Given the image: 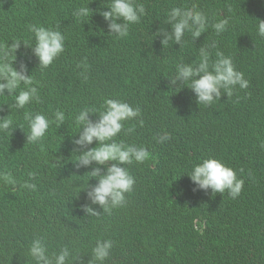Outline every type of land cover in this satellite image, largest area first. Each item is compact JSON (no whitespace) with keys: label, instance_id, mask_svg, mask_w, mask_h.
<instances>
[{"label":"clouds","instance_id":"obj_1","mask_svg":"<svg viewBox=\"0 0 264 264\" xmlns=\"http://www.w3.org/2000/svg\"><path fill=\"white\" fill-rule=\"evenodd\" d=\"M104 2L27 0L25 33L0 45V96L19 89L10 108L26 109L40 100L33 85L47 84L54 114L25 111L28 131L0 116V131L20 128L38 143L53 122L75 115L77 127L71 162L59 156L48 170L31 163L0 183V264H264V142L249 154L236 137L197 124L264 75V5L258 24L242 26L228 48L201 45L209 26L201 6H173L164 20L171 28L158 29L148 51L177 49L191 63L162 70L156 83L141 76L127 44L144 4L110 0L97 11ZM75 18L85 21L75 26ZM228 25L224 18L211 27L219 35ZM165 86H186L187 104L165 100ZM260 121L264 135V108ZM151 175L183 213L167 235Z\"/></svg>","mask_w":264,"mask_h":264},{"label":"trees","instance_id":"obj_2","mask_svg":"<svg viewBox=\"0 0 264 264\" xmlns=\"http://www.w3.org/2000/svg\"><path fill=\"white\" fill-rule=\"evenodd\" d=\"M29 1V0H28ZM146 8L145 17L141 22L133 25L131 40L127 44L132 51V59L136 66L141 70V76L149 81L161 83V71H176L177 63H191V60L181 51L175 49L161 54H150L149 44L154 41L152 35L160 28H171V25L164 24L166 14L173 6L191 7L193 3L198 4L209 17V26L203 43L224 46L229 45L237 38L238 31L242 26L258 24L263 13L260 6L264 5V0H138ZM110 0L105 2L97 9L104 7ZM27 0H0V45H9L14 40L25 33L23 22L29 20L27 14ZM259 7V8H258ZM227 18L229 25L227 30L217 35L211 25L219 19ZM85 20L75 18L77 25ZM147 47V49H146ZM215 48V47H214ZM214 48L210 51L213 55ZM199 52V50H198ZM21 61L17 55V60L13 66L20 68ZM39 91L40 100L32 101L26 106V109L10 108L15 103L14 96L18 94L19 89L13 95H9L5 90L6 96H0V116L9 115L13 119V128L23 126L28 131V122L24 118V112L33 114L42 113L50 120H54V114L50 112L49 104V85L34 84ZM23 87V86H21ZM166 98H178L184 104H187L191 95L189 89L185 86L179 92L175 88L164 87ZM264 108V75L256 76L251 79V85L246 94L237 101H221L214 107L212 113L203 121L197 122L202 131L219 137H236L238 141L247 147L249 154L255 152L264 142V135L261 132L262 121H260V109ZM75 115L58 126L53 122L45 137L38 143H27L26 132L16 128L13 132L0 131V183L14 181L21 169L31 163H36L43 170H48L59 156H64L67 162H71L74 157L73 151V133L77 131L74 122ZM182 128L187 127L185 125ZM15 140L24 144L25 149L9 144ZM7 141V142H6ZM47 152L55 156L52 163L47 157ZM72 157V158H71ZM150 162H147L149 165ZM152 188L155 196L165 206V215L157 221L159 227L167 235V229H176L183 222L182 211L169 202L167 189L164 187L160 177L151 175ZM3 203L0 201V215L3 213ZM72 226L67 225L70 230ZM190 259L194 258L193 250H189Z\"/></svg>","mask_w":264,"mask_h":264}]
</instances>
